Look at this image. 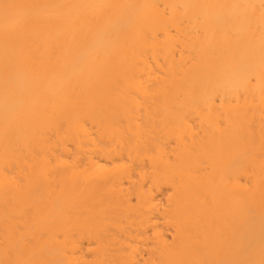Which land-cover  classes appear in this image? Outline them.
<instances>
[{
    "label": "bare ground",
    "instance_id": "bare-ground-1",
    "mask_svg": "<svg viewBox=\"0 0 264 264\" xmlns=\"http://www.w3.org/2000/svg\"><path fill=\"white\" fill-rule=\"evenodd\" d=\"M0 264H264V0H0Z\"/></svg>",
    "mask_w": 264,
    "mask_h": 264
}]
</instances>
